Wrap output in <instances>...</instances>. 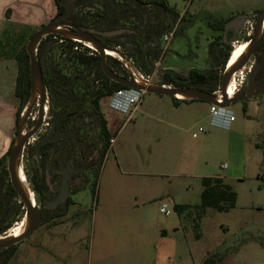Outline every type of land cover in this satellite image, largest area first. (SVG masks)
Returning <instances> with one entry per match:
<instances>
[{"label":"rangeland","instance_id":"obj_1","mask_svg":"<svg viewBox=\"0 0 264 264\" xmlns=\"http://www.w3.org/2000/svg\"><path fill=\"white\" fill-rule=\"evenodd\" d=\"M93 3L97 7L76 14L88 25L98 21L96 13L106 11L104 0ZM167 3L200 21L187 31L177 32L169 42L165 40L170 33L167 30L160 44L148 41L142 45L138 40L133 49L125 51L145 74L157 71L160 75L164 66L184 75L190 68L212 69L218 58L209 54V43L217 37L226 41L231 29L213 32L206 22L219 26L264 10V0ZM253 27L254 20L250 18L242 34L243 42ZM31 35L26 33L20 51ZM18 36L9 41L11 50ZM117 67L124 74L118 64ZM220 71L219 68L218 77ZM239 85L240 80L238 89ZM263 93L259 91L246 109L244 97L232 105L236 122L229 129L212 125L211 105L204 102L177 108L173 98L145 93L141 105L130 116L134 109L121 113L112 109L111 99L106 98L102 106L110 134L116 136L120 131L116 149L124 148L123 160L128 164L120 167L114 152L108 151L99 166V178H90L87 188L74 198L85 213L81 225L72 223L53 232L38 227L16 249L0 253V263L5 264L8 258L6 264H204L209 254L220 252L225 257L217 264H264ZM138 146L146 155L152 149L151 172L155 175L140 176L145 169ZM214 177L224 179L237 193L236 208L228 213L209 209L197 231L196 215L187 212L181 216L174 206L201 205L202 179ZM3 190L7 208L5 215H0V227L13 221L8 231L12 233L20 224V199L7 196L6 187ZM163 203L170 210L168 216L161 212ZM164 228L167 235H163Z\"/></svg>","mask_w":264,"mask_h":264},{"label":"flooded vegetation","instance_id":"obj_2","mask_svg":"<svg viewBox=\"0 0 264 264\" xmlns=\"http://www.w3.org/2000/svg\"><path fill=\"white\" fill-rule=\"evenodd\" d=\"M93 1L62 0V11L58 10L57 15L48 24L68 13L70 19L58 21L61 24L59 30H66V28L72 30L63 26L70 23L82 30L94 31L92 35L97 40L105 47L112 49L115 54L117 53V57L105 53L108 57L109 68L118 76L130 81H134V79L127 67L132 70L135 67L139 72L145 74L125 53V51L134 48L136 41L139 40L142 45H147L148 41L160 44V38H156V35L168 30L170 33L165 40L169 42L177 32L187 31L200 21L197 16H189L187 12H180L170 5L164 13L159 12L149 0H104L106 11L96 13L98 21L88 25L84 18L80 19L76 14H78L77 11L92 10L97 7L98 4ZM261 12L259 11L251 17L254 20V27ZM128 21H132V23H128ZM233 21V19L227 20L223 24V32L226 26ZM247 21L241 24L234 23L229 27L231 33H229V37L225 38L226 41L223 38L219 41L217 38L210 41L208 52L211 56L213 52L218 58V64L214 65L212 69L191 68L187 75L173 68L162 69L160 75L157 72L154 83L159 84L164 79L166 88H195L209 93L213 89L214 81L218 78L220 80L219 89L209 93L216 97L233 51L230 52L231 56L224 68L221 63L229 49H235V44L240 42L239 39L242 38ZM206 24L210 30L216 32L218 23L215 25L212 21H207ZM254 27L252 32L247 35L246 42L249 45L254 37ZM36 57L45 85L44 102L42 104L41 95L37 94V99L25 117L32 95L30 81L27 103L21 110L19 108L15 139L5 158L9 162L12 147L19 134L22 116L25 117L23 128L25 135L34 131L41 121L33 136L24 145L21 166L25 173V181H29L32 187L30 188L27 182L35 206L40 213L41 224L39 227H47L53 232L59 228H66L72 223L81 225L85 213L74 198L87 188L90 178L96 177L99 166L106 156L107 133L111 134L102 105L106 98L111 99L118 91L104 97V94L113 86L111 83L107 85L105 79L98 75L97 58H100L101 70L104 74L101 57L94 48L86 43H79L59 35H50L39 44ZM81 57H85L87 60L81 61ZM117 64L122 68L124 74L118 71ZM158 65L161 66L159 62ZM254 66L257 67L255 77L256 84L258 82L259 86L257 94L264 90L262 86L264 84V29L262 37L253 49L252 57L245 67L246 81H248V76ZM219 68L221 69L220 77L217 73ZM166 70L174 71L175 76L163 72ZM193 71L200 74L204 72L201 74L205 76L204 84L195 83L197 78L192 74ZM261 78L262 80H260ZM110 82L113 81L110 80ZM242 87L240 86L237 92ZM246 95H242L240 98ZM0 173V215L4 216L7 206L3 188L6 187L7 196L15 198H19V196L12 186L10 174L9 180H7L3 172ZM20 215L17 222H20L19 225H23L27 219V208L21 200L18 208V216ZM12 224L13 221L0 227V239L10 237L11 233L8 231ZM16 247L17 245L0 250V253L14 250ZM8 260V258L5 259V264Z\"/></svg>","mask_w":264,"mask_h":264},{"label":"water","instance_id":"obj_3","mask_svg":"<svg viewBox=\"0 0 264 264\" xmlns=\"http://www.w3.org/2000/svg\"><path fill=\"white\" fill-rule=\"evenodd\" d=\"M251 17L244 16L238 18V20H234L228 26H226V31L229 27H231L234 23L241 24ZM60 19H70L68 13L65 16L58 17L57 19L53 20L50 24L46 25L43 29L35 33L32 38L29 40L27 44V53L30 57V81H31V89L32 95L29 102V106L27 107V111L25 117L30 112L35 100L37 99V94L41 95L42 104L45 98V85L43 81V76L41 72V68L39 62L36 57V50L39 44L42 42L44 38L50 35H59L61 37H65L71 40H78L82 42H90L93 44L95 50L98 52L99 56L102 60V69L105 76L122 86H125L130 89H134L137 91H141L148 94H154L159 96H166L170 98H175L179 101H204L211 105L218 106L220 108H231L233 104H235L242 95H246L245 100L250 99L255 96L256 91L258 90L259 86L256 84V72L257 67L254 66L252 71L248 76V81L245 86H243L235 95L234 97L230 98L228 96V86L233 76L241 71L246 65L249 63L253 49L256 47L257 43L262 37L263 27H264V10L261 12L257 23L253 30V40L248 46V49L245 55L236 63L233 67L226 69L225 73L222 77V83L220 87L221 95L223 97L222 103H219L218 100L214 95H211L203 90L195 89V88H166L164 79L161 80L159 84H145L136 81H130L125 79L124 77L118 76L115 74L108 66V57L105 55L106 50H111L105 47L99 40H97L92 33L94 31H85L82 30L70 23L64 24L63 26L71 28L72 30H59L58 28L61 27V24L58 23ZM233 51V50H232ZM232 53V52H231ZM123 57V55H121ZM165 73H168L175 76V72L172 70H166ZM204 74V72H201ZM189 82V81H188ZM185 82V83H188ZM177 94H182L186 98L184 100L178 99ZM42 111V110H41ZM25 117L22 116L20 125H19V134L17 139L14 142V145L11 150L9 162H8V171L10 174V180L12 186L14 187L17 195L19 196L22 203L27 208V220L28 224L26 227L25 232L20 235L19 237H7L0 239V250H4L13 246H16L20 242H22L30 233H32L37 227L41 224L40 213L37 210L36 206L31 201L25 187L21 183L18 175V167L21 164V155L23 152L24 145L26 141L33 136L35 130L40 126L41 121L37 125L36 129L28 134H24L23 128L25 124Z\"/></svg>","mask_w":264,"mask_h":264},{"label":"crops","instance_id":"obj_4","mask_svg":"<svg viewBox=\"0 0 264 264\" xmlns=\"http://www.w3.org/2000/svg\"><path fill=\"white\" fill-rule=\"evenodd\" d=\"M57 13L58 6L56 0H0V160L9 154L17 130V119L20 108V100L16 96V84L19 74L17 55L20 52V46L25 41L26 33L39 31ZM16 36H18L17 44L11 50L9 41ZM239 40L240 42L237 43H246L241 39ZM170 68V66H164L163 70ZM253 99H255V96L247 99L246 104H249L248 102L253 101ZM150 100L153 102L155 99ZM181 102L179 105H175V103L173 105L178 108L182 105L190 104L191 106L192 104L204 101ZM204 103L209 104L207 102ZM119 134L120 131L116 136L111 135L112 138H115V143L110 150L114 152L119 166L122 167L124 163L128 164V162L123 160L124 148L122 147L119 151L116 149V144L120 138ZM138 149L143 154L142 164H144L143 167L145 169V172H142L140 176L150 177L155 175L151 172L154 157L152 149L147 154L148 156L143 152V147L138 146ZM136 163L138 166V161ZM162 232L163 235H167L166 228Z\"/></svg>","mask_w":264,"mask_h":264},{"label":"trees","instance_id":"obj_5","mask_svg":"<svg viewBox=\"0 0 264 264\" xmlns=\"http://www.w3.org/2000/svg\"><path fill=\"white\" fill-rule=\"evenodd\" d=\"M149 1H151L152 5L156 7L159 12L164 13V11H166L168 8L167 0H149ZM56 2H57L58 10L62 11V5H61L62 0H56ZM43 28L44 27H42L41 29ZM220 31H223V24L219 25L216 29V32H220ZM36 32L37 31H34L32 33V35L30 36V39ZM163 34H164L163 31L161 33H158L156 35V38H161ZM220 39H221L220 37H217L218 41ZM27 44L28 43H26L24 48H22V50L17 55V61L19 65V74H18L17 84H16V96L20 100V104H21L20 110L23 107V105L27 103L28 93H29L30 57H29V54L27 53ZM231 51L232 49L230 48L229 51L226 53L224 60L221 63L223 68L227 64V61L229 60V57L231 56L230 55ZM211 54L212 56L214 55L213 52ZM80 60L86 61L87 58L81 57ZM96 60H97L98 75L105 79L107 85L111 83V85L113 86L112 89H110L108 92L104 94V97L109 96L111 93L115 91L127 89V87L125 86H122L114 82H110V80L107 79L102 73L100 58H97ZM192 74L197 78V80L195 81L196 84H204V82L206 81L205 76L201 75L199 72L193 71ZM219 82L220 80H218L217 78L214 81V84H213L214 86H213L212 91L209 93L217 91ZM263 96H264V93H263ZM173 102L175 103V105H179L182 103L181 101L175 98H173ZM246 108H247V104H245V109ZM19 113L20 111L18 112V116H19ZM107 136H108V143L105 149V154H107V152L110 150V139L112 138V136L108 135V133H107ZM257 147L262 148L260 144H257ZM6 161H7L6 158H3L0 160V172H3V175L6 176L7 180H9L8 166L5 165ZM98 178H99V172L96 175V179ZM202 185H203L204 190L202 192L201 205L194 206V207H191L189 205L174 206L175 212H177L181 216L185 215L187 212H190V213L193 212L196 215V221H195L194 227L197 231L200 229V223L209 209L215 210L220 213H228L236 208V204L238 200L237 193L222 178H218V177L203 178ZM197 237L200 238L199 233H197ZM224 257L225 255L220 252L209 254L204 264H217L221 262Z\"/></svg>","mask_w":264,"mask_h":264},{"label":"built area","instance_id":"obj_6","mask_svg":"<svg viewBox=\"0 0 264 264\" xmlns=\"http://www.w3.org/2000/svg\"><path fill=\"white\" fill-rule=\"evenodd\" d=\"M127 68L129 69L134 81L136 82L152 84L154 83V80L157 77V71H154L152 74H142L135 67H134L135 71L129 67ZM245 71L246 68L239 71L233 76V79L235 78V76L237 78V86H238V80H240L241 83V85L239 86L243 85L244 79L246 78V76L244 75ZM144 94H145L144 92L130 88L120 90L111 97V108L124 114L128 113L131 109H134L130 114L131 116L134 113V111H136L137 108L141 105ZM216 99L218 100L219 103H222L223 97L221 95V91L217 92ZM210 112L212 116L213 126H223L224 128L229 129L231 125L236 121V116L234 115L231 108H220L218 106L211 105ZM199 132L202 133L204 132V130L200 129ZM193 137L198 138V135L194 134ZM114 143H115V138H111L110 148L113 147ZM161 212L166 216L170 215V210L166 203H163L161 205Z\"/></svg>","mask_w":264,"mask_h":264},{"label":"bare ground","instance_id":"obj_7","mask_svg":"<svg viewBox=\"0 0 264 264\" xmlns=\"http://www.w3.org/2000/svg\"><path fill=\"white\" fill-rule=\"evenodd\" d=\"M75 41L79 42V43H86L88 46L94 48L93 44L90 43V42H82V41H78V40H75ZM248 46H249V43H247V42L246 43H237V44H235V49H234V51L231 54L232 56L230 57V62L228 64V68H231L236 63H238V61L245 55V53H246V51L248 49ZM105 53L107 55H109V56L117 57V55H116L117 53L115 54V52H113L111 50H107ZM237 90H238L237 78L235 76V78L232 79L231 82L229 83L228 96L230 98L234 97V95L237 93ZM177 98L181 99V100H184L186 97L184 95H182V94H177ZM18 175H19V179H20L21 183L23 184V186L25 187L29 197L31 198V201L33 202L34 205H36L34 203L33 196L31 195V193L29 191V188L27 186V182L25 181V178L23 176V171H22L21 164L18 167ZM27 224H28V220L26 219L23 225H18L12 231V233L10 234V237H19L20 235H22L25 232V230H26Z\"/></svg>","mask_w":264,"mask_h":264}]
</instances>
